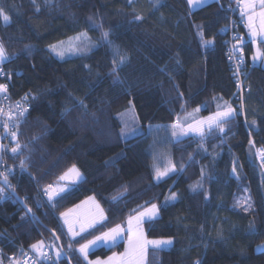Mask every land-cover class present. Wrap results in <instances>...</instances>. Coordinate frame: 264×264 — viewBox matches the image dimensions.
Wrapping results in <instances>:
<instances>
[{"label":"trees","instance_id":"obj_1","mask_svg":"<svg viewBox=\"0 0 264 264\" xmlns=\"http://www.w3.org/2000/svg\"><path fill=\"white\" fill-rule=\"evenodd\" d=\"M230 6L231 0L197 9L187 0L159 5L155 0H0L10 17L7 24L0 19V43L9 56L0 64L6 71L0 83L10 86L12 102L27 93L33 97L1 164L15 189L13 194L6 188L9 198L0 203V251L7 260L34 252L30 245L43 240L53 252L52 264H69L68 256L70 264H87L75 251L76 241L85 242L81 237L68 249L60 213L94 195L108 218L102 228L90 230L94 234L125 226L133 209L159 204L160 215L144 222L145 232L149 238H173L174 244L150 249L147 264H264V251L255 248L264 242V164L257 153L264 148V66L254 63V45L244 41L248 89L240 101L221 31L230 22ZM201 30L211 45L204 46ZM85 31L100 35L91 52L59 58L49 48ZM103 32L111 43L102 39ZM114 49L127 57L117 68L119 79L111 72ZM224 101L236 109L235 119L223 133H207L203 142L198 135L172 140L167 130L147 131L150 125L171 126L178 116L191 123L185 117L194 109L200 108L194 114L199 119ZM132 103L145 131L123 139L122 117ZM3 137L0 125L2 145ZM17 140L21 149L14 154L10 149ZM159 150L169 152L177 172L157 182L153 158ZM72 165L84 179L50 201L44 189ZM202 169L203 188L193 191ZM171 192L177 199L165 204ZM247 197L249 211L237 203ZM25 207L35 220L25 215ZM125 242L115 248L122 250ZM53 244L67 253L59 261ZM112 251L103 245L90 256Z\"/></svg>","mask_w":264,"mask_h":264},{"label":"snow or ice","instance_id":"obj_2","mask_svg":"<svg viewBox=\"0 0 264 264\" xmlns=\"http://www.w3.org/2000/svg\"><path fill=\"white\" fill-rule=\"evenodd\" d=\"M131 4L133 0H128ZM190 6L202 7L203 5L211 2V0H187ZM160 0H155V4L159 5ZM238 3H241V0H238ZM243 7L241 8V14L247 15V27L249 30L250 37L253 41L259 38L261 43H264V0H242ZM257 7L260 9L258 12L256 11ZM0 19L7 24L10 22V17L7 15L5 9L0 7ZM91 19V18H90ZM136 19H142V17L137 16ZM224 31V29H221ZM201 37V41L205 47L211 45L213 40L204 39L203 31L199 32ZM102 39L111 43L109 39V33L103 32ZM239 40L240 38L237 37ZM86 42H90V37H88L87 33H80L75 37H70L67 44L64 41H60L58 44L49 45V48L52 52H54L57 56L63 57L66 53H77L86 50ZM231 51L236 52L239 51L242 53V48H237L236 45H233ZM114 55L116 58L113 59V64L115 65L111 72L112 74L119 79V72L117 68L119 65L125 63L127 57L125 55H121L119 49H114ZM231 58V57H230ZM7 59V52L4 48L3 44L0 43V63L4 62ZM253 61H261L264 62V49L257 47L253 57ZM179 62V61H178ZM243 63V60L240 61ZM239 65H237V71L234 75L238 76ZM239 82V80H238ZM7 92V85L0 84V93ZM25 100L28 99V95L26 94L23 98ZM213 99H217L213 97ZM222 99V98H220ZM243 107V105H241ZM17 112L14 114L11 109L5 111L4 108L0 107V117H4L3 127L6 132H9V123L12 124L14 129L19 128V123L17 121V117L23 116L27 109L23 108L22 105L17 102L16 104ZM200 108H196L193 110V113L187 114L185 117V121L189 118H192L191 123H184L181 121V118L178 116L176 121L171 125V136L179 139L180 137H186L189 133H195L201 138V142H203L207 133H212L214 131H219L223 133L225 131V126L233 119H235L237 113L236 109H234L227 101H224L223 104H217V111L213 114L196 119L194 114L199 113ZM255 124V121L252 122ZM127 128V125H125ZM130 131H135V129H130ZM121 134H126L125 129H121ZM9 136L12 139H16L17 131L12 130L9 132ZM250 145H254L253 141H249ZM21 149V145L17 140L15 147H12L10 150L12 153H17ZM5 151V146L0 144V153ZM258 155L260 156L261 163L264 164V148L257 150ZM153 169H154V179L159 182L166 177H169L171 174L177 172L176 165L172 162L170 158H166L165 162L161 164L158 162L157 158L154 157ZM20 165L23 168L25 166V162L23 160L20 161ZM181 170H183V166H181ZM11 171V170H9ZM201 180L196 184L190 186L193 191H196L199 188H203V179L204 173L203 169L201 170ZM232 172L235 174L237 172L236 162H233ZM0 176L3 177V183L0 184V201L5 200L6 197L5 192L6 188H11L13 194L15 193V189L13 185L10 183L8 179V172L0 173ZM238 178V177H237ZM60 181H72L75 182L81 179V173L79 169L72 165L67 172L61 175L58 178ZM65 191V188H56L52 184L47 185L44 189L45 194L48 196L51 201L55 195H58L60 192ZM118 199L116 197L113 198ZM177 199V193L171 192L168 197H165V204L169 201H175ZM250 197H247L243 200L238 201V205L244 207L245 211H249L251 208V204L248 203ZM91 202L92 208L88 211H78L83 208V204H88ZM147 203V202H146ZM81 205H76L75 208L68 209L66 212L60 213V216L63 218V223L67 227V232L70 235V242L68 244V249L72 250L73 245L71 241H75L77 237H81L85 242L81 243L76 241L78 244V248L75 249L87 264H146L147 262V254L148 249L152 246L154 249H159L164 245H171L172 240H155L148 239L143 224L145 220L154 221L159 217L160 207L156 203H151L150 206L144 208L142 211H138L137 209H133L132 212L135 215H129L127 220V232L130 233L128 236H124L125 228L116 224L114 227H110L107 231H100L99 234H94L89 230L97 229V226L104 225V221L108 218L104 213V210L100 207V205L95 201L94 197H90L89 201L83 202ZM245 205H247L245 207ZM54 206V205H53ZM25 215H30V218L35 220V214L30 207H25ZM24 219V217H21ZM88 233L92 236L91 239H88L83 234ZM58 239V237H57ZM119 239L127 240V247L123 253H113L112 256L108 257L106 260H101L97 258L95 260H88V254L90 250L94 247H97L101 244L115 246ZM47 246L44 241H38L30 245V248L34 251L38 257L43 258L44 260H51L52 257L48 255L44 249ZM67 253H62L57 250L55 253V258L57 261L66 256ZM14 264H21V261L16 260L15 257L12 258ZM69 264L71 262V257L68 256ZM23 264H28V261L25 260ZM31 264H37L35 260L31 262ZM195 264H200V261H196Z\"/></svg>","mask_w":264,"mask_h":264},{"label":"built area","instance_id":"obj_3","mask_svg":"<svg viewBox=\"0 0 264 264\" xmlns=\"http://www.w3.org/2000/svg\"><path fill=\"white\" fill-rule=\"evenodd\" d=\"M241 6H242V0H241V3H238V0H231V6L229 7L231 10L230 17H229L230 22L225 28H223L224 29L223 33L227 36V38H226V49H225L226 50V57L228 59V62L230 63L232 70H233V75L237 71V65H239L238 76L237 75H234V76H235V79H236L235 81L237 82V87L239 90L238 99L240 101H243L244 96H245L244 90H245V88L248 89V84L245 81V70H244L246 68V64H247V61L245 58V49H244L245 48V43H244V39H243L244 34L240 30V29H242V27L245 26V19L242 18L243 16L241 14V8H242ZM237 37L240 39L238 40ZM233 45H236L237 48H242L243 49L242 53L239 51H236V52L231 51V49L233 48ZM241 59L243 60V63L240 62ZM5 74H6L5 69L3 68V66L0 65V77H4ZM238 80H239V82H238ZM0 84L7 85V92L6 93H0V107L4 108L5 111H8L9 109H11L13 111V113L15 114L18 111L16 108V104H17V102H19L23 108L27 109V111H29L31 109V106H32L31 100L33 97L30 93H27V95H28L27 100L23 99L26 95L25 94L19 101L12 102V99H11L12 97H11V94L9 92L10 86L7 83L1 82ZM241 105H243V107H241ZM239 113L241 115L244 114V104L242 102L240 104ZM25 114H26V112L24 113V115ZM23 116L17 117L18 123L21 122ZM4 119H5L4 117H0V125L3 129V132H4L3 139L6 143H8V140L11 138L9 136V132L12 130H16V129H14L12 127V124L9 123V132H6L4 127H3ZM6 166L7 165H4V164L1 165L0 173H2L5 170ZM0 203H1V201H0ZM45 251L48 252V255L50 257L53 256V252L49 248H46ZM16 260L21 261V264H23V262L25 260L28 261V264H31V262L33 260H35L37 262V264H52V262L54 261V258L52 257L51 260H44L43 258L38 257V255L35 254L34 252H28L24 256H22L21 258L16 259ZM0 264H14V262H13V259L7 260L4 256L3 252L0 251Z\"/></svg>","mask_w":264,"mask_h":264},{"label":"rangeland","instance_id":"obj_4","mask_svg":"<svg viewBox=\"0 0 264 264\" xmlns=\"http://www.w3.org/2000/svg\"><path fill=\"white\" fill-rule=\"evenodd\" d=\"M241 7H243V3H242V6ZM191 8L192 9H197V8H199V7H195V6H191ZM86 33H87V35H88V37H90V42H86V45H87V47H86V50H84V51H81V52H77V53H66L63 57H60V56H58L59 58H67V57H73V56H77V55H84V54H86V53H88V52H91L94 48H96L97 47V45H99V40H98V38L100 37V35L98 34V35H96V36H98L97 38L94 36L95 34L94 33H91V32H89V31H85ZM84 33V32H83ZM80 34V33H79ZM79 34H77V35H79ZM77 35H74V36H72V37H75V36H77ZM68 40H69V38L68 39H66V40H63L66 44H67V42H68ZM59 43V42H58ZM58 43H56V44H58ZM55 54V53H54ZM56 55V54H55ZM57 56V55H56ZM7 57H9L8 56V54H7ZM213 114V113H212ZM211 115V114H210ZM209 116V115H208ZM205 117H207V116H205ZM123 128L125 129V133L126 134H122V137H123V139H129V138H131V137H134V136H136V135H138V134H140V133H142L143 131H145V129L143 128V126H142V124H141V122H140V120H139V117H138V114H137V111H136V108L134 107V104L132 103L131 104V106H129L128 107V109L125 111V114L123 115ZM125 125H127V128L125 127ZM172 125V124H171ZM130 129H135V131H130ZM162 130H167L168 132H169V135H170V138L172 139V140H179V139H181V138H184V137H180L179 139H177V138H175V137H172L171 136V126H165V125H150L149 127H148V129H147V131L149 132V133H154V132H156V134H160L161 133V131ZM161 135V134H160ZM189 135H196L195 133H189ZM160 137V136H159ZM3 142H4V139H3ZM6 142H4V146L6 147L7 146V144L8 143H6ZM170 154H169V152H167V150H164V151H158L157 152V160H158V162H160L161 164H163L164 162H165V159L166 158H170V156H169ZM171 159V158H170ZM78 169H79V171H80V173H81V179H79V180H77V181H75V182H72V181H59V182H57V183H54V187H56V188H65V191H63V192H60L58 195H55L54 196V198L55 197H57V196H59V195H61L62 193H65V192H67L68 190H70L73 186H74V184H76V183H79V182H81L83 179H84V174H83V172H81V170H80V168L77 166V165H75ZM67 172V171H66ZM90 197H94L95 198V201L100 205V207L104 210V208H103V206H102V204L101 203H99V200L97 199V197L96 196H94V195H92V196H89V197H87V198H85V199H83L82 201H80L79 203H76L74 206H72V207H70V208H68V209H71V208H75V206L76 205H81V204H83V202H85V201H89V198ZM158 206H159V204L158 203H156ZM91 208H92V205H91V202H89L88 204H83V208L82 209H79L78 211H82V212H84V211H88V210H91ZM146 208V207H145ZM68 209H66L65 211H63V212H66ZM142 211V210H141ZM104 213H105V210H104ZM105 215H106V213H105ZM159 215H160V213H159ZM107 216V215H106ZM62 218V217H61ZM62 221H63V218H62ZM145 221H147V220H145ZM124 228H125V233H124V236H128V235H130V233H128L127 232V224L124 226V225H122ZM65 227H66V225H65ZM143 227H144V224H143ZM66 229H67V227H66ZM90 231V230H89ZM144 231H145V229H144ZM146 233V232H145ZM147 235V234H146ZM68 236H70V235H68ZM148 237V236H147ZM78 238V237H77ZM76 238V239H77ZM148 239H155V238H149L148 237ZM167 239H171L172 240V244L171 245H164V246H161L160 248H169V247H171L173 244H174V240H173V238H156L155 240H167ZM126 239H119L118 241H117V243H116V245L115 246H111V245H105V244H101V245H99V246H97V247H94L92 250H90V252H89V254H88V260H95V259H97V258H100L101 260H106L108 257H110V256H112L113 255V253H123L124 251H125V249H126V247H127V240H126V244L124 245V248L122 249V250H119L118 248H115V247H118L119 246V243H121V242H123V241H125ZM46 245V244H45ZM106 246V247H114V251H112L110 254H108V256H106V257H101V256H99V257H91L90 255H91V252L93 251V250H95V249H97V248H99V247H101V246ZM47 246V245H46ZM53 250L55 251V253H56V251L57 250H59L60 251V249H59V247H57L55 244H53ZM46 248H48V247H46ZM45 248V249H46ZM78 248V247H77ZM153 247L152 246H150L149 247V249H148V252L150 251V249H152ZM256 248V251L257 252H262V251H264V242L263 243H261V245L259 244L257 247H255ZM44 249V250H45ZM148 260H149V253L147 254V262H148ZM56 261V260H55ZM147 262H146V264H147Z\"/></svg>","mask_w":264,"mask_h":264},{"label":"crops","instance_id":"obj_5","mask_svg":"<svg viewBox=\"0 0 264 264\" xmlns=\"http://www.w3.org/2000/svg\"><path fill=\"white\" fill-rule=\"evenodd\" d=\"M212 1H215V0H211V2ZM260 9L257 7V9H256V11L258 12ZM243 18L245 19V29H244V41L245 42H252L253 43V45H254V50L256 51V49H257V47L259 46L260 48H262V46H261V42H260V40H259V38H257V40H255V41H253L252 39H251V37H250V34H249V30H248V27H247V15H243ZM263 49V48H262ZM255 53V52H254ZM7 59H8V57H7ZM6 59V60H7ZM5 62V61H4ZM4 62H2V63H4ZM2 63H0V64H2ZM254 63L255 64H259V65H262V66H264V62H261V61H254ZM233 108H234V106L231 104V103H229ZM235 109V108H234Z\"/></svg>","mask_w":264,"mask_h":264},{"label":"water","instance_id":"obj_6","mask_svg":"<svg viewBox=\"0 0 264 264\" xmlns=\"http://www.w3.org/2000/svg\"><path fill=\"white\" fill-rule=\"evenodd\" d=\"M0 144H2L1 141H0ZM3 153H4V151L1 153L0 165H1L2 162H3ZM49 248H50V247H49Z\"/></svg>","mask_w":264,"mask_h":264}]
</instances>
